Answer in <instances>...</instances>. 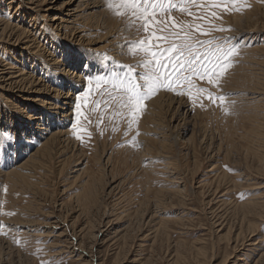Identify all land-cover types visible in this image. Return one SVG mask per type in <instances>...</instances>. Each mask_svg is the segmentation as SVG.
<instances>
[{
    "label": "rangeland",
    "instance_id": "rangeland-1",
    "mask_svg": "<svg viewBox=\"0 0 264 264\" xmlns=\"http://www.w3.org/2000/svg\"><path fill=\"white\" fill-rule=\"evenodd\" d=\"M94 2L99 8L66 28L67 37L53 31L46 13L33 18L26 0H0V20L22 31L36 29L38 41L64 68L88 76L97 69L105 77L123 75L124 65L142 59L129 54L128 42L145 34L115 15L106 0ZM245 4L240 11L217 10L222 18L213 21L231 29L213 35L248 45L232 58L219 87H211L217 96L233 94L230 114L206 96L193 104L187 95L162 90L145 101L129 131L127 114L116 115L107 85L95 90L86 78L85 90L73 93L80 97L82 115L73 122L67 152L33 158L43 163L34 162L29 174L17 168L31 159L42 139L35 122L10 111V95L1 91L0 139L10 135L15 143L11 154L0 155V172L28 175L0 179V264H264V0ZM172 15L178 22L192 21L177 11ZM81 30L92 43L80 49L90 53L80 57L83 67H78L71 56L79 46L70 37ZM0 49L3 60L24 62L38 78L49 77L40 62L41 74L32 70L24 58L29 54L6 43ZM95 54L106 56H98V63ZM91 58L95 65L87 71ZM142 71L136 68L137 74ZM51 76L59 78L56 84L62 81L63 76ZM85 91L90 92L87 103ZM28 103L30 114L43 116V125L60 120L58 111ZM161 104L157 126L151 118Z\"/></svg>",
    "mask_w": 264,
    "mask_h": 264
},
{
    "label": "snow or ice",
    "instance_id": "snow-or-ice-1",
    "mask_svg": "<svg viewBox=\"0 0 264 264\" xmlns=\"http://www.w3.org/2000/svg\"><path fill=\"white\" fill-rule=\"evenodd\" d=\"M245 6V0H106V7L115 15L128 18L130 27L144 32L142 39L127 45L130 55H140L142 59L137 65H124L127 72L123 75L112 73L105 77L97 69L87 77L89 87L98 90L107 85L105 91L117 102L116 115L127 114L129 131L138 122L145 101L162 90L187 95L193 104L206 96L213 104L219 101L225 114H230V104L234 101L229 102L228 97L233 94L217 96L211 87H219L232 58L241 47L248 45H241L234 37L213 35L231 31L213 21L222 18L217 10L240 11ZM173 11L192 17V21L178 22ZM136 68L143 71L137 74ZM197 80L207 87L199 86ZM89 95V91L83 93L86 103ZM79 99L77 116L82 115ZM96 104L99 107L100 102ZM14 143L10 135L0 139V155L6 150L11 154ZM131 143L135 145L136 140Z\"/></svg>",
    "mask_w": 264,
    "mask_h": 264
},
{
    "label": "bare ground",
    "instance_id": "bare-ground-1",
    "mask_svg": "<svg viewBox=\"0 0 264 264\" xmlns=\"http://www.w3.org/2000/svg\"><path fill=\"white\" fill-rule=\"evenodd\" d=\"M26 1L27 2L29 1L28 9H30L34 13V15H36V16L33 15V18L36 19L38 15L40 16L43 13H46V15H49L51 19V23H52L51 26L54 29L53 31H55V29L64 31L66 37L68 35L66 28L71 27V25L74 24V22L77 19L89 18L93 14V11L99 8V6L95 4L94 0H26ZM32 23L31 25L33 28L37 27L36 23L33 24ZM33 30L36 31V29ZM34 31H29V30L22 31L17 27L13 26L11 23L0 20L1 48L5 47V43H6L20 53L25 52L26 54H29L30 57L24 56V58L29 60V62L27 63L31 66L32 70L35 69L36 71H38L39 74H41V72H39L40 71L39 64L40 65L43 64L42 66L43 69L45 70L44 73L49 76V77H44L46 78V80L40 77L38 78V74H35L31 71H27L23 68L25 67L24 62L21 63L20 61L17 60L15 61V63H13L11 61L7 62L6 60L0 58V93L3 94L1 91H4L5 96L7 95V93L10 95L6 104L8 106L9 103L10 106L12 107L13 110H10L11 112L17 114L20 113V115L22 114L30 118L32 122L36 123L37 125L36 128L38 131L37 136L41 138L42 141H44V142L41 141L39 148L32 155L31 159L17 168L29 172L30 169L28 168L30 167L34 169L36 168V165L33 164L34 162H36V164L43 163L41 161L32 160L33 158H38L42 160H44L45 158L51 159L54 157V155L58 153H60L63 156L67 152L66 148L72 142L71 137L69 138V136L71 135L72 129L74 128L73 122L77 115L76 103L78 101L77 98L78 96L74 98L73 93L75 92L80 93L81 91L85 90L86 85L84 80L88 77L89 74L80 71L77 68L69 69L67 66H66L67 68H64L65 65L62 63V61L59 58H55L54 55L50 53L46 47H43L41 45ZM55 36L53 37V40L55 39ZM70 38L72 39L71 41L73 40L76 41L77 42L76 44L79 46L78 49L72 51L74 55H72L71 53V55L73 56V57L71 56L72 58L71 60L78 63L75 64L76 66L83 67V59H80V57H86L90 53L89 51L87 53L86 50H88V46L90 45V43H92V40L90 36L86 35L82 30L79 32L76 31L73 32ZM56 43L58 44V42ZM82 48H87L85 50L86 53L80 50ZM40 55L44 59L40 60V58L38 57ZM97 57L98 55L95 54L94 58L96 61H97ZM93 61L94 59L92 58L88 60V64L86 65V67H84L87 71L94 68L93 65L95 64ZM37 62L40 63L37 65ZM79 64L81 66H79ZM52 74L57 76H63L62 81L56 84L55 80H59V78H53L51 76ZM55 84L59 86H55ZM32 93L46 94L50 97L46 100H41L39 98H32V96L29 95ZM21 100H24L25 102L24 104L22 103V105H21ZM55 100L58 102V104L55 102ZM28 102L38 103L40 107L38 106L35 108L44 107L49 111L51 110L58 111L57 114L60 117V120L54 118L53 119L54 123H52L53 125H51L49 121H44L46 126L43 125L42 124L43 116L42 115L33 116L32 114H30V110L32 109H29L31 103ZM156 102L157 100L153 104H155ZM164 104L157 106L155 110V112L157 113H155L153 115V118H151V121L156 123L157 126L160 120V117H158L159 116L158 112H160ZM54 128L55 130H53ZM178 138L179 137L176 136L175 139L177 140ZM43 165L45 164H42V166ZM20 174L21 173H19L16 169L6 173L0 172V179H8L10 177L12 178L14 177L13 180L16 178L15 181H17L20 177H21L20 179L23 180L28 175V173H25L24 175L22 174L20 175ZM29 174H31V172ZM1 264L3 263L1 262Z\"/></svg>",
    "mask_w": 264,
    "mask_h": 264
}]
</instances>
